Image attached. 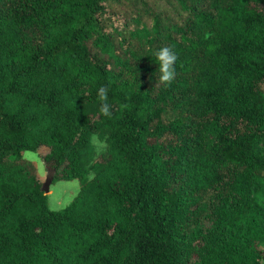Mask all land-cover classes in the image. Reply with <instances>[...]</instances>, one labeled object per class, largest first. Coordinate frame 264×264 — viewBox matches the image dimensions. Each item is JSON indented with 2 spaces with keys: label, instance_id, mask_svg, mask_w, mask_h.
<instances>
[{
  "label": "trees",
  "instance_id": "obj_1",
  "mask_svg": "<svg viewBox=\"0 0 264 264\" xmlns=\"http://www.w3.org/2000/svg\"><path fill=\"white\" fill-rule=\"evenodd\" d=\"M0 264H264V0H0Z\"/></svg>",
  "mask_w": 264,
  "mask_h": 264
},
{
  "label": "rangeland",
  "instance_id": "obj_2",
  "mask_svg": "<svg viewBox=\"0 0 264 264\" xmlns=\"http://www.w3.org/2000/svg\"><path fill=\"white\" fill-rule=\"evenodd\" d=\"M100 141L101 144H94L98 158H101L102 155H105L107 152L106 142L104 140ZM48 152L49 148L42 147L36 153L30 151L25 152L24 158L36 164L37 171L43 182L44 192L49 197V207L53 211H59L67 207L78 195L80 183L78 180L55 182V172L48 169L43 160Z\"/></svg>",
  "mask_w": 264,
  "mask_h": 264
},
{
  "label": "clouds",
  "instance_id": "obj_3",
  "mask_svg": "<svg viewBox=\"0 0 264 264\" xmlns=\"http://www.w3.org/2000/svg\"><path fill=\"white\" fill-rule=\"evenodd\" d=\"M156 60L158 61L159 72V84L170 87L176 76L175 64L177 61V54L171 47H162L154 53ZM109 88L107 86H101L97 90V99L99 101V114L103 117L111 118L112 105L108 102ZM122 107H127L123 105ZM93 144L99 145L101 141L96 134L91 137Z\"/></svg>",
  "mask_w": 264,
  "mask_h": 264
},
{
  "label": "water",
  "instance_id": "obj_4",
  "mask_svg": "<svg viewBox=\"0 0 264 264\" xmlns=\"http://www.w3.org/2000/svg\"><path fill=\"white\" fill-rule=\"evenodd\" d=\"M43 190H44V188H43Z\"/></svg>",
  "mask_w": 264,
  "mask_h": 264
}]
</instances>
